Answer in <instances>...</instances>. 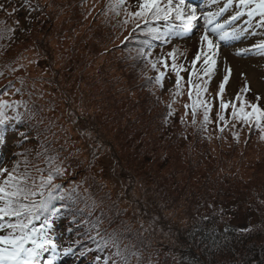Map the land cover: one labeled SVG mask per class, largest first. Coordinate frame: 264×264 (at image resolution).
<instances>
[{
    "label": "rangeland",
    "instance_id": "rangeland-1",
    "mask_svg": "<svg viewBox=\"0 0 264 264\" xmlns=\"http://www.w3.org/2000/svg\"><path fill=\"white\" fill-rule=\"evenodd\" d=\"M14 1L0 0V18H3L0 19V24L2 22L9 24L12 32L20 29V33L12 34L11 38L8 34L10 32L0 35V65L5 73L10 70V66L5 64L12 63L14 70L15 67L17 70V73L11 70V75L17 74V77L14 76L10 83L17 79L15 85L22 86L23 81L28 102L31 101L33 107L37 104L36 117L39 120L41 116L48 114L44 109L47 105H52L59 113L61 112L58 115L54 114V121L58 123H63L61 115L65 117L66 105L74 108L75 115L78 112L92 113V116L98 117L105 128L106 138L109 137L108 146L117 158L112 162L120 168L108 175L109 177H103L101 173L95 172V167L79 171L80 168L74 166L70 170H64L62 176L67 192L64 193L66 188L58 189V193L56 188H52L54 199H51L56 200L59 194L57 200L61 201L60 205H63V208L65 207L63 201L67 205L72 203L65 199L69 192L78 188L81 191L78 192L80 199L76 206L82 201L91 204V197L88 198L87 191L93 193V185H97L98 193L103 196L106 203L102 205L100 203L102 199L98 198L99 207L104 209L108 218L116 216L120 221V224L111 230L112 233L109 232V236L115 237L118 234L120 237L125 231L131 235L133 228L134 237L137 238L138 234L145 236L144 238L150 242V247L152 242L162 241L148 232L152 230L156 235L166 236L169 244L175 246L172 235L169 237L168 223L159 227L158 220L162 216L167 219L168 214L173 219L179 217V214L172 215L170 212L172 209L169 201L172 196L166 187L169 182L165 174L166 168L157 164L151 166L141 164L140 167L134 163V160L141 157L140 152L147 144L151 146L148 151L154 156L160 153L162 157L168 153L160 151L162 142L153 141L146 131L142 130L143 133L139 134L133 132L134 125L130 126V132H133L130 136L121 130L120 127L125 122L124 116L128 115L126 107L129 103L149 107L152 114H160V106L170 105L178 114L184 115L185 123L188 124L185 129L190 134V138L184 142L186 150V144L192 143L198 131L207 136L206 146L210 149L222 147L223 150L234 149L236 152L244 150L245 161L255 160V157L264 155V118L251 116L244 119L239 115L241 107L245 112H251L252 104H256L264 111V49L259 47L264 42V22L259 15L257 20L250 21L246 10L248 8L241 6L239 0H232V3H228V0H197L194 6L197 8L198 19L194 22V28L184 32V37L172 34L170 36L173 38L166 39L167 36L161 34L162 30L156 27L162 26L160 22L154 19L150 22L152 18L145 22L143 18L128 15L139 10V0H124L120 5H116L115 0H50V3L47 0L39 2L22 0L23 5L25 3L28 5L16 3L13 8L11 3ZM176 2L173 0L174 4ZM161 3L164 5L167 0H161ZM225 4H228L226 10L208 24L204 13H217ZM26 10H30L28 15ZM238 12L244 14L237 16ZM228 13L234 14L237 18L228 20L225 18ZM217 23L225 25L224 31L234 33V38L229 37L227 41H220L217 34L211 31ZM45 25L53 27L48 31L44 28ZM206 26L209 38L218 45L212 50L215 52L213 57L215 65L210 75L205 74L207 66L204 64L203 55L196 60L195 65L193 64L197 53L208 51L207 43L202 44L200 39L205 34ZM59 28H63L61 33L58 32ZM92 43L96 51L99 48V56L90 60ZM65 49L72 52L70 59L65 56ZM208 54L211 55V52ZM118 59L120 68L114 65L118 64ZM130 59L137 60L142 69L139 74L134 75L132 82L136 84L135 88L131 89L132 84L129 81L127 83L131 86L127 89L128 95H121L125 90L123 82L121 83L123 77L131 75L132 70L136 73ZM78 60L81 62L87 60L82 75H79V70L74 69V64ZM100 62L103 66L102 72L99 68ZM69 63L68 70L64 65ZM226 75L228 80L224 81ZM110 78L115 80L117 98L114 96V85L109 86ZM84 80L88 82L86 86ZM221 82H224L223 92L219 87ZM124 97H128V100L123 99ZM222 103L228 106L222 107ZM233 106L237 110V115H233ZM205 112L208 115L207 121L204 119ZM129 113L130 116H134V112ZM65 122L74 147L84 149L83 153L79 154L81 160L85 157L99 161L96 159L100 157L99 155L94 158L89 152L88 143L85 146L78 144V134L73 131L71 120ZM40 125L46 126L45 123ZM116 126V132L113 134V128ZM55 134L53 137L55 140L49 142L50 148L53 145L57 147L62 142L61 131L57 129ZM44 135L49 139L46 132ZM112 137L116 142L121 141L120 145L113 143ZM19 138L15 132L5 136L7 147H4L5 151L0 154V157L3 154L0 169H7L17 176L24 174L33 176L26 179L25 184L27 188H31L30 183L33 182L31 180L39 175L42 167L39 161L35 162L37 159L33 156L35 152L33 144L15 147V141ZM68 148L67 144V147L61 150L73 154ZM72 154H69L70 158ZM65 158L67 161L66 155ZM70 162H73V159L68 160V163L72 164ZM261 162V159L259 163L255 160V163ZM6 177L7 172H0V181ZM91 200L95 201L96 198L92 197ZM72 212L68 207L70 218L73 217ZM82 216L86 214L83 213L79 217ZM8 219L12 218H5L4 222L7 223ZM9 231L11 230L0 229V235H6ZM46 248L47 251H41L38 258L40 264H51L58 260L57 256L53 255L51 245ZM139 263L140 261L136 262Z\"/></svg>",
    "mask_w": 264,
    "mask_h": 264
},
{
    "label": "trees",
    "instance_id": "trees-1",
    "mask_svg": "<svg viewBox=\"0 0 264 264\" xmlns=\"http://www.w3.org/2000/svg\"><path fill=\"white\" fill-rule=\"evenodd\" d=\"M39 1L41 0H34V2ZM47 2L50 3V0ZM16 3L23 5L22 0L18 2L15 0L11 3L13 8ZM68 7L70 9V6ZM29 11L26 10L27 15ZM38 12L41 13L39 10ZM22 13L24 14L25 11ZM149 21L152 22L153 19ZM156 21L162 24V26L156 25V27L162 30L161 34L167 36L165 39L171 33L182 31L175 18H173L172 23L169 22L168 24L164 20ZM49 23L51 24V22ZM5 25H7L6 28ZM52 27L44 26L48 31ZM62 29L59 28L58 32L61 33ZM6 32H10L8 34L11 38L12 34L20 33V29L12 32L9 24L2 22L0 35H6ZM95 48L93 44L92 54L89 56L90 60L99 56V48L97 51ZM65 51V56L69 58L72 52L67 49ZM86 62L87 60L83 62L78 60L74 64V69L79 70V75L83 74L81 72H83ZM130 63L133 64L136 73L132 70L131 75L123 77L121 83L123 82L125 90L121 92V95H128L129 90L127 89H130L131 85L127 82H131L132 90L135 88L134 85L136 84L132 82L134 75L139 74L142 69V65L137 60L130 59ZM5 65L10 66V70L5 73L0 65V102H2L0 111H3L5 117L4 123L0 124V154L5 151L4 147H7L4 140L5 136L11 132L20 136L15 141V147L21 148V145L28 143L34 145L33 156L37 159L35 162H40L42 171L38 172L39 175L34 180H31L32 183L28 181L31 184V188L28 189L37 191V195L30 197L28 202H38L40 199L41 174H44L43 177L45 178L50 174L53 176L51 183L44 189L47 195V189L52 188L53 184L60 185L59 190L66 188L62 172L70 170L74 166L79 167V171L86 170L88 167H95V172L101 173L103 177H109L108 175L120 169L117 164L112 162L117 158L114 156L111 147L108 146L109 137L106 138L105 128L98 117L92 116V113L81 114L78 112L75 115L74 108L66 105L64 109L65 119L61 115L63 123H58L54 121V114L57 113L58 115L61 112L59 113L54 106L47 105L44 106V109L48 114L41 116L39 120L36 117L37 104L33 101L36 104L33 107L32 102H28L29 98L24 91L23 81H21L22 86L15 85L17 79L14 83H10L14 76L17 77V74L11 75L12 71L17 73L16 67L14 70L12 63ZM114 65L119 67L120 60L118 59V64ZM66 66L69 70L70 63L64 65V68ZM99 68L102 72L101 62ZM109 81L110 87L114 85V96L117 98L115 80L110 78ZM87 83L84 80L85 86ZM123 99L128 100V97ZM159 108L160 114H152L149 107L129 103V106L126 107V114L128 115L124 116L125 122L120 128L129 136L133 132L139 134L143 133L142 130L146 131L153 141L160 140L162 142L163 146L160 151L168 153L162 157H160V153L154 156L148 151L151 146L147 144L146 148L140 152L141 157L134 160V163L135 166L157 164L166 168L165 174L169 179L166 187L172 196L169 201L172 209L170 212L172 215L179 214V217L173 219L168 214L167 219L162 216L158 220L159 227L168 223L169 237L172 235L175 246L172 247L169 244L166 236L156 235L152 230H148V232L162 241L152 242L150 247V242L144 238L145 236L138 234L137 238L134 237L133 228L131 235L125 231L123 235L121 234L123 237H119L118 234L115 237L114 235L109 236V232L112 233L111 230L116 228L120 221L116 216L108 218L104 209L99 207L98 198L102 199L100 201L102 205L106 203L103 196L98 193L97 185H93V193L87 191L88 198H96L95 201L90 198L91 204L82 201L79 206H76L80 199L78 195V192L81 191L80 188L69 192L65 199H69L72 203L67 205L63 201L64 208L63 205H60L61 201L57 200L59 194L56 196L57 201L51 200V202L55 201L51 205L58 210V214L53 217L55 223L47 238L50 240V245L55 246L58 259H61L63 264H136L137 261H140L139 264H264V155L254 158L258 163L260 159L262 160L258 164L251 159L245 161L243 159L244 150L236 152L234 149L223 150L222 147L210 149L206 146L207 136L198 131H196L192 143L186 144V150L184 142L190 138V134L185 129L188 124L185 123L184 115L178 114L170 105H163ZM129 111L134 112V116H130ZM65 120L69 122L71 120L73 131L78 134V144L85 146L88 143L89 152L94 158L99 155L100 157L96 158L99 161L85 157L81 160L79 154H82L84 149L74 147ZM41 123H45L46 128L41 127ZM103 123L105 122L103 121ZM131 125H134L132 133L130 132ZM57 129L62 133V142L57 147L53 145L50 148L49 142L55 140L53 137H55ZM116 129L117 126L113 128V134H115ZM45 132L49 139L46 135L43 136ZM123 137L126 138L124 135ZM112 138L113 143L120 145L121 141L116 142L114 137ZM67 144L68 149L73 154L61 150L67 147ZM24 154L26 155V153ZM69 154H72V158L69 157ZM65 155L68 160L73 159V162H70L72 164H69L68 160L66 161ZM57 169L60 170L58 174ZM124 172L126 171H122V173ZM26 177L28 180L33 176L26 174ZM58 189H55L57 193L59 192ZM66 192L67 188L64 190V193ZM52 197L54 196L52 195ZM68 207L73 211L72 218L68 215ZM86 208L89 209L86 210ZM83 213L86 216L79 217ZM42 222L43 217L39 220H33L32 223L35 226H40ZM147 242L148 247H146ZM68 247L72 248V252L64 254L63 250ZM117 251H119V255L116 254Z\"/></svg>",
    "mask_w": 264,
    "mask_h": 264
},
{
    "label": "snow or ice",
    "instance_id": "snow-or-ice-1",
    "mask_svg": "<svg viewBox=\"0 0 264 264\" xmlns=\"http://www.w3.org/2000/svg\"><path fill=\"white\" fill-rule=\"evenodd\" d=\"M124 0H115L116 5L123 4ZM228 3H232V0H228ZM239 4L248 8L247 15L249 17L258 13L264 22V0H239ZM254 4L255 7H249ZM228 4H225L224 8H221L217 13H204V18L208 21V24L213 22V19L223 13ZM243 12H238L237 16L243 15ZM131 17L143 18L147 22L148 18L154 20L169 21L173 17L179 21V27L184 32H189L194 28V22L198 19L197 8L191 3H187V0H177L174 4L173 0H167V3L162 5L161 0H139V10L136 12L128 13ZM237 16L230 19H236ZM127 23V21H125ZM228 22H225L227 24ZM138 26V25H137ZM225 25L216 24L211 28L213 33H216L220 41H227L229 37L234 38V33L224 31ZM202 44L204 42L208 45L207 52L197 53L196 59L193 60L195 65L196 60L204 56L205 74L210 75L215 65V52L212 50L218 45L214 44L209 38L208 29L206 26L205 34L200 37ZM264 49V42L259 45ZM211 52V55L208 53ZM159 80V77H157ZM179 80V77H178ZM228 80V76L224 77V81ZM221 92L224 90V82L219 85ZM197 88L199 86L197 85ZM239 100L240 98L237 97ZM2 105V102H0ZM222 107L228 105L223 104ZM251 112H245L243 107L239 110V115L248 119L251 116H256L258 119L264 118V111L260 110L256 104L250 105ZM233 115H237V110L233 106ZM4 113L0 111V124L4 123ZM205 121L208 119L207 112L204 116ZM223 119V117H221ZM59 169L56 170L57 174ZM0 172H7V177L0 181V229H10L6 235H0V264H40L38 257L41 251H47L46 245H50L48 237V230L53 227L55 217L58 214V210L51 205L52 188H59L60 185L53 184L52 188L47 189V195L45 194V187L51 183L53 176L50 174L46 178L40 177V189L39 201L28 202L30 197L37 195L36 191L29 190L24 185L26 184V174L17 176L13 172H8L7 169H0ZM43 217V222L37 228L33 225V220H39ZM5 218L8 219L5 223ZM13 219L15 222H13ZM31 246H27V245ZM53 255L56 254L55 246H51ZM64 254L72 252V248L68 247L63 250ZM119 255V251L116 253Z\"/></svg>",
    "mask_w": 264,
    "mask_h": 264
},
{
    "label": "bare ground",
    "instance_id": "bare-ground-1",
    "mask_svg": "<svg viewBox=\"0 0 264 264\" xmlns=\"http://www.w3.org/2000/svg\"><path fill=\"white\" fill-rule=\"evenodd\" d=\"M60 260V262H61V259H59ZM55 263L54 264H56V261H54ZM65 264H67V263H65Z\"/></svg>",
    "mask_w": 264,
    "mask_h": 264
}]
</instances>
